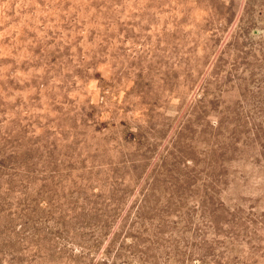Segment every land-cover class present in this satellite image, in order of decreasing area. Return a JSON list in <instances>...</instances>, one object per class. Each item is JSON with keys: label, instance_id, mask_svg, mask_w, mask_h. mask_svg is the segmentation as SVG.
<instances>
[{"label": "rangeland", "instance_id": "374dc122", "mask_svg": "<svg viewBox=\"0 0 264 264\" xmlns=\"http://www.w3.org/2000/svg\"><path fill=\"white\" fill-rule=\"evenodd\" d=\"M0 264H264V0H0Z\"/></svg>", "mask_w": 264, "mask_h": 264}]
</instances>
